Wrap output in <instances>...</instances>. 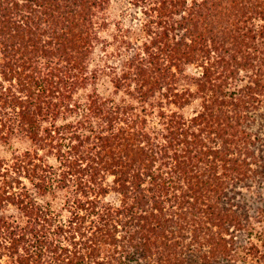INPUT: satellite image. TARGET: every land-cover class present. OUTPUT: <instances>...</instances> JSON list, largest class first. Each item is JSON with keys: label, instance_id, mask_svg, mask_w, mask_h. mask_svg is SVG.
Listing matches in <instances>:
<instances>
[{"label": "trees", "instance_id": "trees-1", "mask_svg": "<svg viewBox=\"0 0 264 264\" xmlns=\"http://www.w3.org/2000/svg\"><path fill=\"white\" fill-rule=\"evenodd\" d=\"M135 2L118 101L78 97L108 0H0V264L264 262V0Z\"/></svg>", "mask_w": 264, "mask_h": 264}, {"label": "rangeland", "instance_id": "rangeland-1", "mask_svg": "<svg viewBox=\"0 0 264 264\" xmlns=\"http://www.w3.org/2000/svg\"><path fill=\"white\" fill-rule=\"evenodd\" d=\"M99 27V39L96 42L93 52L89 59V70L94 76L91 84L87 88L82 89L78 97L85 98L89 93H98L103 97L115 98L118 101L122 99L130 100L126 90L117 89L116 82L119 76L127 68L125 60L133 55L137 48V44H141L148 38L147 25L150 18L142 12L140 6H137L135 0H108L107 7L99 11L95 18ZM201 73V68L197 65L190 64L186 67L183 74H179L177 79V87L180 91L186 89H196L193 77ZM242 73L240 76H243ZM242 84V82H241ZM166 106V104H165ZM202 107V99L196 98L190 104L183 108L175 105L164 107L165 110H177L185 117L195 115ZM158 113L159 110L155 109ZM262 116L264 119V106L262 108ZM31 144L26 139L13 138L4 140L0 138V158L12 160L18 153L30 148ZM249 204L256 209L259 205H264V196L262 199L254 192H251ZM116 194L109 195L110 200H114ZM43 203L52 202L57 204L60 198L55 200L53 195L41 199ZM11 210H14L11 208ZM10 210V211H11ZM264 227V222L258 223V226ZM264 253V248L261 247ZM243 258V257H242ZM257 258L246 257L240 260L238 264H264L258 263Z\"/></svg>", "mask_w": 264, "mask_h": 264}]
</instances>
